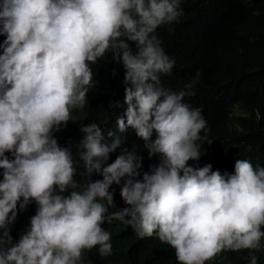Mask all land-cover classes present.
I'll return each mask as SVG.
<instances>
[{"label": "clouds", "instance_id": "9594fccd", "mask_svg": "<svg viewBox=\"0 0 264 264\" xmlns=\"http://www.w3.org/2000/svg\"><path fill=\"white\" fill-rule=\"evenodd\" d=\"M182 3L0 0V264H83L93 248L110 256L112 234L102 226L113 221L171 246L177 264H210L222 252L242 251L258 264L264 166L237 159L234 174L189 166L212 142L201 110L185 102L200 73L179 91L162 79L176 61L157 30L180 23ZM109 53L124 69L118 131L133 129L149 158H159L142 178V157L136 146L122 148L124 135L106 137L96 122L83 124L97 84L92 65ZM69 122H80L85 134L75 155L55 135ZM94 173L102 180L92 181ZM113 185L126 207L114 203ZM33 202L30 226L13 242L10 226Z\"/></svg>", "mask_w": 264, "mask_h": 264}, {"label": "trees", "instance_id": "16d2710c", "mask_svg": "<svg viewBox=\"0 0 264 264\" xmlns=\"http://www.w3.org/2000/svg\"><path fill=\"white\" fill-rule=\"evenodd\" d=\"M182 8L185 15L180 23L160 27L157 35L166 54L176 61L173 75L162 78L166 87L179 91L200 73L194 86L195 96L186 97L185 102L201 110L212 142L202 146L201 159L189 161V166L211 164L213 171L221 174H234L237 159L264 166V0H183ZM4 39L0 36V44ZM92 70L97 84L88 94L83 124L96 122L106 137L108 131L124 135L122 148L132 150L136 146L142 157V178L144 172L159 163V158H149L133 129L128 128L123 134L118 131L116 121L126 110L124 69L109 53L92 65ZM116 102L122 106L112 108L110 105ZM80 128V122H69L55 134L58 143L71 148L74 155L85 135ZM119 154L120 149L110 154L108 163ZM79 171L83 172L82 165ZM91 179L102 180V176L94 173ZM110 191H114L118 209L127 206L119 186L113 185ZM36 207L33 202L18 212L17 220L10 226L13 242L30 226ZM102 227L112 234V255L100 257L96 248L86 250L83 264H177L174 249L155 236L140 239L117 221ZM255 254L258 264H264V246ZM247 255V251L222 252L210 264H248Z\"/></svg>", "mask_w": 264, "mask_h": 264}]
</instances>
